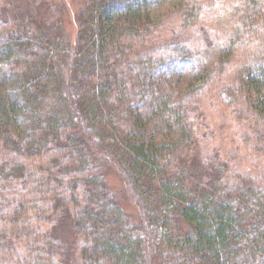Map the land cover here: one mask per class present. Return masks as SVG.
<instances>
[{
  "label": "trees",
  "instance_id": "16d2710c",
  "mask_svg": "<svg viewBox=\"0 0 264 264\" xmlns=\"http://www.w3.org/2000/svg\"><path fill=\"white\" fill-rule=\"evenodd\" d=\"M23 1L0 0V264H264V175L198 155L203 99L224 91L264 158V0L162 19L171 0H78L73 38L35 24L54 0Z\"/></svg>",
  "mask_w": 264,
  "mask_h": 264
},
{
  "label": "rangeland",
  "instance_id": "374dc122",
  "mask_svg": "<svg viewBox=\"0 0 264 264\" xmlns=\"http://www.w3.org/2000/svg\"><path fill=\"white\" fill-rule=\"evenodd\" d=\"M178 0H171L165 6L155 12L154 17L162 19L178 7ZM78 0H54L49 6H42L35 12L37 26L45 27L52 16L57 22H61L69 38L75 33L73 17L79 9ZM6 11L10 14L28 12L23 0H7ZM53 25V24H52ZM232 79L231 71L225 77V83ZM224 82V81H223ZM217 94V93H216ZM204 97L202 111L204 127L201 130L202 137L198 155L206 157L214 155L227 164L228 175L249 176L259 178L264 175V158L256 151L255 141L258 136L257 129L262 128V123L250 114L241 104L234 102L227 92ZM105 182L109 192L120 201L124 212L132 219L136 218L134 209L122 201L120 193V178L111 170L105 176ZM56 236L67 245L71 243L68 225L62 223L55 232ZM68 248V247H66Z\"/></svg>",
  "mask_w": 264,
  "mask_h": 264
}]
</instances>
